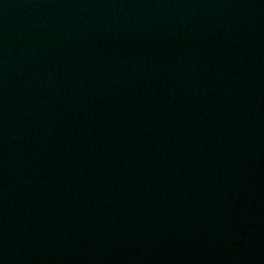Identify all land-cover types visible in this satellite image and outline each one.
Returning a JSON list of instances; mask_svg holds the SVG:
<instances>
[{"label":"water","instance_id":"1","mask_svg":"<svg viewBox=\"0 0 264 264\" xmlns=\"http://www.w3.org/2000/svg\"><path fill=\"white\" fill-rule=\"evenodd\" d=\"M0 264H264V0H0Z\"/></svg>","mask_w":264,"mask_h":264}]
</instances>
